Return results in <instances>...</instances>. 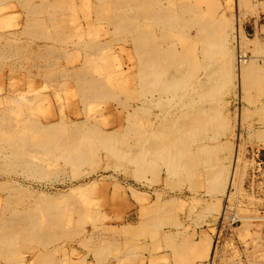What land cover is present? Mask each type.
<instances>
[{"label":"rangeland","instance_id":"374dc122","mask_svg":"<svg viewBox=\"0 0 264 264\" xmlns=\"http://www.w3.org/2000/svg\"><path fill=\"white\" fill-rule=\"evenodd\" d=\"M31 1L36 4L42 2ZM66 1L74 3V7L63 13L60 10V16L69 21L73 33L83 32V36L85 33L87 36L83 41L85 37L81 39L74 34L73 38L67 39L68 43L65 41L67 44L52 41L50 47L54 48L58 60L49 56L48 59L30 58L34 57L31 52L45 49L36 47L34 37L19 34L24 28L25 23L22 22L27 20V15L21 10H13V26L0 24V35L15 32L17 43L28 44L21 61L16 57L0 59V111L10 112L13 117L34 116L43 125L58 123L66 131L77 121L88 124L100 118V123L106 125L109 118L105 105L87 101L85 112L77 98L75 104L68 99L69 93L76 90L70 73L66 75L62 71L77 67L79 60L86 59L88 51L80 45L81 41L108 45L107 52L100 54L94 62L89 57L92 62L88 64V69L94 71V77L103 79L108 85L107 89L117 86L115 82L119 84L125 78H121L122 72L134 76L132 65L135 66L136 60L132 55L126 57L119 53L120 47H131L119 41L125 34L118 37L110 28L100 27L95 22L97 16L92 7L83 6L86 0L84 3L80 0ZM89 1L93 5L98 2ZM131 1L134 4L140 0ZM215 1L221 5V10L214 8L212 3ZM159 2L174 5L175 0ZM199 2L201 7L213 9L212 15L222 14L221 25L229 39L235 36L236 28L243 35L241 49L245 58L241 66L240 86L238 88L236 75L233 76L229 55L228 68L221 70L220 74L223 81L219 79L212 97L213 103L221 108L224 120L205 143L212 147L213 152L206 157V163L220 165L223 173L234 174L229 175L233 181L228 191L211 180H205L203 159L191 151L197 147L198 141H189L182 148L181 160L172 172L154 162L136 167L113 158L110 162L122 167L107 169L109 162L105 157L109 154L101 152L84 138L75 140L86 151L81 164L74 158H66L69 150L64 146L47 150L44 155L27 156L29 159L35 157L31 159L35 162L40 160L39 164L43 162L41 166L47 175L42 179L32 180L24 177L19 169H9L10 163L0 156V185H6V189L12 187L11 190L0 191V220L13 211H29L39 221L42 220V227L56 220L61 225L59 233H63L42 249L31 242H19L12 253L0 258V264H264V0H232L228 7L226 0ZM2 5L0 3V8ZM45 15L40 13L38 16ZM86 15L89 16L88 22ZM46 22L50 24L48 20ZM139 26V30L147 29V24L142 21ZM97 31L99 37H96ZM173 33L172 36L176 37L177 33ZM233 44L228 42L227 49L231 50ZM77 58L80 59L75 60ZM114 75L117 77L113 78ZM186 85L184 80L179 88ZM116 97L115 101L124 100L123 95L117 94ZM109 100L107 103L113 102L111 97ZM111 104L117 105L115 102ZM58 105H64L63 121L59 118ZM102 110L106 112L103 118L100 117ZM238 113L241 127L236 125ZM145 114L143 109L137 111L135 119L139 124L146 120ZM189 151L191 156L186 154ZM235 153L238 157L234 162ZM138 168L142 171L138 172ZM137 174L143 177L140 182L135 178ZM231 218L236 221L232 225ZM71 232L75 235L67 237ZM201 234L211 238V253L208 256L210 243L207 241L197 247L196 253L200 257H209V261L197 259L192 253L191 246Z\"/></svg>","mask_w":264,"mask_h":264},{"label":"bare ground","instance_id":"6f19581e","mask_svg":"<svg viewBox=\"0 0 264 264\" xmlns=\"http://www.w3.org/2000/svg\"><path fill=\"white\" fill-rule=\"evenodd\" d=\"M80 1L84 3L85 0ZM159 1L161 0H140L137 1L138 4L136 2L133 4L131 0H98L93 5V2L91 4V1L86 0L83 6L92 7L91 10L97 16L95 22L101 25L100 27L110 28L118 37L122 33L125 34L123 38H119V41L125 46L128 43L131 47H120L119 53L125 54L126 57L129 55L135 57L136 64L132 65L135 74L131 77L127 75L128 73H120L123 76L121 78H125L119 84L115 82L117 86L107 89L108 85L103 79L94 77V71L88 69V64H91L92 59L94 62L103 52H107L108 45L106 44V47L102 43L86 42L85 44L81 41L80 45L88 51L87 55L85 54L86 59L79 60V66L62 71L66 75L70 73L76 90L75 93H69L68 99L75 104V98H77L80 101L78 102L84 106L85 112L87 101L94 100L95 104L105 105L107 113L102 110L100 117L103 118L106 113L108 122H105L106 125L101 124L100 118L88 124L77 121L73 122L71 128L66 131L61 129L58 123L43 125L34 116L13 117L10 112L0 111V156L10 163L9 169L12 167L19 169L24 177L32 178V180L42 179L47 175L41 166L43 162L39 164L40 160L35 162L31 160L35 157L30 159L28 157L32 154L44 155L47 150H54L57 146H64L69 150L66 158H74L81 164L86 151L82 146L81 150L75 140L84 138L87 143H94L101 152L109 154L105 157L109 162L106 164L107 169L115 170L122 167L113 165L110 162L113 158L136 167H140L142 163L154 162L172 172L182 156V148L186 147L189 141L192 143L198 141L197 147L192 148L191 151L199 154L203 159L205 180H211L219 188L223 186L224 191H228L233 178L229 179L230 173H223L220 165L210 164L209 161L206 163V157L213 152L212 147L205 143L214 135L217 125L224 120L219 110L221 108L213 103L212 97L221 79V70L227 67L229 55L233 76L236 75L238 88L240 86L241 66L245 58L241 49L242 32L236 28L235 36L229 39V34L225 33L221 25L222 14L212 15L213 9L201 7L199 0H175L174 5H162ZM0 3L4 4L0 8V24L6 25L5 27L14 25V9H19L27 15V20L21 21L25 24L23 31H19V34L34 37L37 41L36 47L45 49L41 52H31L34 57L30 58L36 60L49 56L57 59L54 48L50 47L52 41L63 44L68 41L67 39L75 36L74 34L81 39L85 37L83 41L86 39V33L84 36L83 32L82 35L73 33L69 21L60 16V10L62 13L67 12V9L72 10L74 3L70 1L42 0L40 4H36L31 0H0ZM231 3H233L232 0H226L225 5L228 7L232 5ZM212 5L215 9L221 6L216 1ZM40 13H46V15L38 16ZM88 18L89 16L85 19L87 22ZM47 20L50 24L46 22ZM141 21L147 24V29L139 30ZM236 21L239 22L238 19ZM173 32L177 33H175L176 37H173ZM15 35V32H5L0 35L1 60L16 57L18 61H21L22 56L25 55L28 44L17 43L18 37ZM96 35V37L100 36L98 31ZM66 42L65 44L69 41ZM228 42L234 43L233 48L230 47L231 50L227 49ZM78 59L80 58L75 60ZM114 60H116L115 57ZM115 63L114 61L113 65ZM114 76L113 78L117 77V75ZM184 80L187 81V85L180 89L179 86ZM117 94L123 95L124 100L115 101ZM110 97L117 104L116 106L111 104L113 102L107 103ZM58 107L59 118L63 121L65 119L64 105H58ZM142 109L146 111V120L139 124L135 118L137 111ZM153 109H157L156 112L150 113L149 111ZM236 117L238 120L236 125L241 127L239 113ZM189 147L191 148V145ZM191 151L186 154L191 156ZM237 155L235 153L234 162ZM138 169V172L142 171L141 168ZM233 175L231 173L230 176ZM135 178L138 182L143 179L139 174L135 175ZM5 186L0 185V191L12 189V187L6 189ZM28 212L14 213L13 211L10 216L0 220V258L12 253L19 242H31L35 247L42 249L55 242L59 236H63V233H59L61 225L59 226L56 220L42 227V220L39 221L36 215ZM230 220L234 221L232 218ZM74 235L75 232H71L66 236Z\"/></svg>","mask_w":264,"mask_h":264},{"label":"crops","instance_id":"0c3cea01","mask_svg":"<svg viewBox=\"0 0 264 264\" xmlns=\"http://www.w3.org/2000/svg\"><path fill=\"white\" fill-rule=\"evenodd\" d=\"M121 218V217H120ZM122 219L124 220V218L122 217ZM209 242L210 243V249H209V252H208V256L210 255V253H211V238L209 237V236H207L206 234H201L200 235V237H199V240L195 243V244H193L192 246H191V248H192V253H193V255L195 256V258H197V259H204V260H208L209 261V257H204V256H202V257H200L197 253H196V250H197V247L199 246V245H201V243L202 242ZM199 248V247H198ZM183 251V250H182ZM179 252H181V250L179 251ZM197 256H199V257H197ZM138 264H145V263H142V262H139Z\"/></svg>","mask_w":264,"mask_h":264},{"label":"built area","instance_id":"2783aa9c","mask_svg":"<svg viewBox=\"0 0 264 264\" xmlns=\"http://www.w3.org/2000/svg\"><path fill=\"white\" fill-rule=\"evenodd\" d=\"M224 218H225V217H223L222 220H224ZM235 222H236L235 220H234V221H231L230 224L232 225V224H234Z\"/></svg>","mask_w":264,"mask_h":264}]
</instances>
